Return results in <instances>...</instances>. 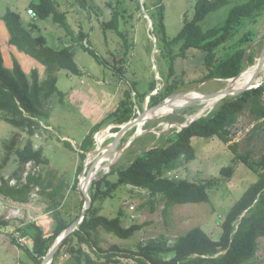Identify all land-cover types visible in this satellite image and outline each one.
<instances>
[{"label": "rangeland", "instance_id": "rangeland-1", "mask_svg": "<svg viewBox=\"0 0 264 264\" xmlns=\"http://www.w3.org/2000/svg\"><path fill=\"white\" fill-rule=\"evenodd\" d=\"M38 1L0 0V46L5 67L12 70L14 61H18L29 79L33 70L38 71L41 82L48 76L44 66L9 44L8 29L3 16L8 10H12L21 16L23 25L34 36H44L50 47L61 49L73 46L75 61L82 74L75 76L64 70L57 73V87L64 94V99L60 101L59 96H54L50 100L48 109L53 112L50 114L53 122H50V118L47 122H40V129L33 137L26 131L7 124L0 115V166L7 156L5 147L13 139L16 140V149L23 148L31 140L34 148L42 150L43 156L49 160L45 167L28 163L22 170L17 155L12 153L0 176L3 177L1 180L10 186L17 185L19 177L24 183L27 174L35 171H42L56 183L63 180L66 189L61 211L68 222H74L86 205L84 195L79 188L74 187L77 180L79 187L82 183V173L77 175L78 167L82 165L79 147L94 125L104 120L103 126L95 134V150L89 154L91 163L87 166V174L94 180L89 181L88 192L96 179L100 180L111 172L112 168H108L110 164L115 163L116 168L128 167L139 153L160 142V137L180 132L184 126L189 125L187 119L190 116L203 109L206 111L200 117L207 116L220 102L208 107L211 101L209 99L197 101L193 105L196 98L202 94L211 95L223 91L234 79L203 82L202 54L194 50L188 51V58L176 60L173 77H169L170 58L165 51L163 33L155 25L153 6L157 0H144L143 5L142 0H121L120 3L116 0H54L57 9L66 15L69 31L55 23L52 16L46 20L29 16L31 3ZM196 1L163 0L165 33L168 40L179 35L185 20L192 19ZM145 3L148 9L145 8ZM230 9L231 6H226L210 14L201 22L202 29L207 30L224 24ZM114 14L119 17V28L127 38L128 50L125 40L116 34V30L107 27ZM80 33L88 35L85 42L89 40L90 48L103 60L102 64L76 42ZM241 50L244 51L242 72L245 73L237 80V84L244 86L255 82L256 75L263 74L264 15L256 21L245 20L217 51L220 58L226 59ZM176 53H179V46L174 48L172 55ZM245 75L249 76L247 82ZM153 81L156 82V89L151 93L160 96L167 85H174L175 93L166 99L173 98L175 102L182 100V103L174 105V102L168 107L161 106L156 110V113H160L158 117L138 125L135 119L141 113L148 112L153 104L152 94L145 95L150 92ZM180 105L187 107L182 108ZM125 107L130 109L133 118L126 124L125 134L112 135V131L107 128L115 125L112 123L114 117L109 116ZM191 112L193 114L189 115ZM150 115L153 116L148 114L146 117ZM51 124L54 129L49 126ZM255 125L252 117L246 112L233 128L232 142L228 145L216 136L193 137L192 145L196 151V159L169 174L170 178L176 180L187 179L197 184L212 183V188L208 190V203L175 205L165 214L163 203L151 204L147 190L130 185L117 187L99 201L96 205L99 214L113 219L122 211L124 227L142 225L141 230L126 240L99 229L94 234L99 247L109 250L116 246L137 251L140 245H145L150 239L166 235L171 243L178 236L185 235L197 227L202 228L213 240H219L222 234L221 224L230 208L257 181V175L238 158V155L251 152V160L256 161L263 154L264 128L254 130ZM139 129L140 134L137 135ZM105 137L108 138L103 147H100L99 143ZM65 141L70 142L73 149L67 147ZM129 141L130 145L123 152H119L121 146ZM235 144L238 145L237 152L229 148V145ZM87 159L86 157L83 161V169ZM227 167L234 168L232 176L221 173V170ZM117 179V174L108 175L110 183H116ZM109 186L103 185L102 191H107ZM30 199L28 204H19L0 194V218L9 224L0 228V264H34L26 250L12 242L17 239L23 246L30 245L26 239L21 238L20 228L35 223L46 237L54 233L56 225L45 199L39 195L37 189L30 194ZM260 242L255 264H264V238ZM78 247L91 254L89 246L79 243L77 238H72L71 244L63 248L60 262L67 261L72 249ZM171 255H163V258L169 259Z\"/></svg>", "mask_w": 264, "mask_h": 264}, {"label": "trees", "instance_id": "trees-1", "mask_svg": "<svg viewBox=\"0 0 264 264\" xmlns=\"http://www.w3.org/2000/svg\"><path fill=\"white\" fill-rule=\"evenodd\" d=\"M116 1L120 3L121 0ZM30 6L39 19L46 20L52 16L55 23L69 31L66 15L57 9L54 0H39L31 3ZM226 6H231V9L224 24L203 30L201 22ZM153 7L156 15L155 25L163 33L165 51L170 58L169 77H173L176 60L188 58V51L194 50L202 54L203 82L213 79H233L242 73L243 50L226 59L220 58L217 50L231 38L235 29L245 20L256 21L264 15V0H197L192 19L185 20L179 35L168 40L165 33L163 0H157ZM138 8L140 9V5ZM145 8L148 9L146 3ZM3 21L8 29L9 44L39 62L45 67L48 75L47 79L41 82L38 71L33 70L29 79L18 61H14L12 70L6 68L0 46V115L7 124L26 131L33 137L40 129V122H47L50 118L51 112L48 109L50 100L54 96H59L60 101L64 99V94L57 87V73L64 70L80 76L82 71L75 61L73 46L61 49L50 47L44 36H34L23 25L21 16L12 10L6 12ZM119 24V17L114 14L107 27L116 30V34L118 33L125 40L128 50L127 38L121 33ZM87 38L88 35L80 33L76 42L93 55L99 64H102L103 60L90 48L89 40L85 42ZM178 46L179 53L172 55L174 48ZM150 89L146 96L155 91V81L152 82ZM175 90L176 86L167 85L160 96L151 97L153 103L151 106L170 97ZM246 112L256 123L254 130L264 128V83L240 96L220 101L207 116L197 119L180 132L160 137V142L139 153L128 167L116 168L114 163L108 175L117 174L116 183H110L108 175L92 183L89 190L91 207L78 230L64 240L52 264H255L260 240L264 238V152L256 161L251 160V152L238 155V158L257 175V181L230 208L221 224L222 234L219 240H213L202 228L197 227L185 235L178 236L171 243L166 235H161L158 239H150L145 245H140L137 251L120 249L116 246L104 250L99 247L94 235L99 229H103L126 240L142 229V225L124 227L122 211L113 219L99 214L97 203L120 186L130 185L147 190L151 198L150 203L158 202L160 205L163 203L165 214L175 205L210 202L208 190L212 188V183L197 184L187 179L176 180L170 178L169 174L196 159V151L192 145L193 137L216 136L224 144H230L233 128ZM192 114L193 112L189 115ZM109 117H114L112 123L116 125L127 123L133 118L132 112L127 107L118 109ZM103 124L104 120L96 124L80 145L82 165L78 167L77 175L82 173L83 161L88 153L96 147L95 134ZM119 130L114 128L112 133H117ZM64 144L73 149L70 142L65 141ZM237 147V144L229 145L234 152H237ZM5 148L7 156L0 166V172L12 153L17 155L22 170L30 162L44 167L49 164L42 150H36L31 140L23 148L16 149V140L13 139ZM221 173L232 176L234 168H223ZM47 176L49 175H45L42 171L30 172L26 182L22 183V178L19 177L18 184L14 186L2 181L3 177L0 176L2 181L0 194L3 197L19 204H28L31 200L30 194L38 188L39 195L45 199L47 209L52 213L56 225L52 236L46 237L37 224L29 223L19 230L27 233L32 245L30 243L23 246L17 239L12 240L13 244L26 250L34 264L42 263L56 239L73 223L68 222L61 211L65 197V182L60 180L56 183L52 177ZM107 184L110 185L108 190L102 191V186ZM74 187L78 189V180ZM7 226H9L8 222L0 218V228ZM72 238H77L79 243L89 246L91 254L80 247L73 248L67 261L61 263L59 257L62 250L71 244ZM170 254L172 255L169 259L163 258V255Z\"/></svg>", "mask_w": 264, "mask_h": 264}, {"label": "water", "instance_id": "water-1", "mask_svg": "<svg viewBox=\"0 0 264 264\" xmlns=\"http://www.w3.org/2000/svg\"><path fill=\"white\" fill-rule=\"evenodd\" d=\"M144 4V0H142V4ZM143 7V6H142ZM245 73L242 72L240 73L237 77L233 78L234 80H240L242 77H243V74ZM227 80H232V79H227ZM254 81L252 84L248 83L244 86H242L240 89L236 90V89H232L231 87H227L225 90L223 91H220L218 93H215V94H202L200 96H198L195 100V102L193 103V105L195 103H197V101L201 102V101H207L209 99H213L215 98L217 100L216 103L224 100V99H228V98H232V97H237V96H240L242 95L243 93L247 92V91H250V90H253V89H256L258 88L259 86H261L263 83H264V72L261 75H256L255 78H254ZM252 82V81H251ZM152 94V95H151ZM150 95L151 96H155L157 95V93H151ZM178 96V95H177ZM175 102V100L173 98L171 99H166L164 101H161L160 103H158L157 105H154V106H151L150 105V110L148 112H143L141 113L136 119H135V123L136 124H139L142 122V125L145 124L148 120H151V119H154L156 117H158L160 115V113H156L157 109L161 106H165V107H168V106H171L173 103ZM190 106V105H189ZM180 107L182 108H186L187 106L186 105H180ZM148 114H152L153 116H149V117H146ZM201 118V117H200ZM197 119L199 118H195L193 120H191L190 124L193 123L194 121H196ZM130 122V121H129ZM129 122L127 123H124V124H121V125H111L110 127H108V131H112V129L114 128H119L120 130L117 132V133H112V135H115V134H125V130L127 127L126 124H128ZM189 124V125H190ZM135 125V124H134ZM132 125V126H134ZM189 125L187 126H184V128H187ZM140 133L138 132L137 135H139ZM108 137H105L102 141H100L99 143V146L100 147H103V144L105 143V141L107 140ZM135 139V137H134ZM96 140V138H95ZM133 140V139H132ZM131 141H129L128 143H125L121 146V148L119 149V152H123L129 145H130ZM95 148L93 150H91L89 153H88V156H87V161H85V168L83 169L82 171V183H81V186L78 187L79 190L81 191V193L84 195V198H85V206H84V209L82 210V213L81 215L71 224V226L65 230L57 239L56 241L54 242V244L51 246V249L49 250L48 254L44 257L43 261L41 264H52V262L54 261L55 259V256L56 254L58 253L60 247L62 246L64 240L69 236L71 235L73 232H75L76 230H78L79 226L82 224V222L84 221V218H85V215L88 211V209L91 207V204H92V201H91V198H90V195H89V192L87 191V185L89 183V181H93L94 178L92 177H89L88 174H87V166L91 163L89 162V154L91 155L93 152H94ZM116 160V159H115ZM113 164H110L108 166V168L110 169L112 167ZM99 180V179H96V181ZM21 238L22 239H26L29 243H31L32 245V241L30 239V237L27 235V233H22L21 234Z\"/></svg>", "mask_w": 264, "mask_h": 264}, {"label": "bare ground", "instance_id": "bare-ground-1", "mask_svg": "<svg viewBox=\"0 0 264 264\" xmlns=\"http://www.w3.org/2000/svg\"><path fill=\"white\" fill-rule=\"evenodd\" d=\"M263 66H264V63H263ZM262 70H263V72H264V68H263ZM244 79H245V81H246V79H249V76H248V75H245ZM246 82H247V81H246ZM229 83H230L229 86H230L232 89H236V90H238V89H240V88L242 87V85L237 84V81H236V80L230 81ZM235 83H236L237 85H235ZM193 96H194V95H193ZM188 97H189V96H188ZM183 99H184V97H183ZM180 100H181V98H180ZM216 102H217V100H216L215 98L211 99L210 104L208 105V107L213 106L214 104H216ZM177 103H182V100H181V101H177V102H175L174 105L177 104ZM205 111H206V110L203 109L202 111H199L198 113H196V114L190 116V117L187 119L188 123H190L191 120H193V119H195V118H199L200 116H202V115L204 114ZM140 124H142V122H141ZM130 125H131V124H130ZM138 125H139V124H138ZM138 132H140V129L138 130ZM115 156H116V155H115ZM114 158H115V157H114ZM114 158H113V159H114Z\"/></svg>", "mask_w": 264, "mask_h": 264}, {"label": "built area", "instance_id": "built-area-1", "mask_svg": "<svg viewBox=\"0 0 264 264\" xmlns=\"http://www.w3.org/2000/svg\"><path fill=\"white\" fill-rule=\"evenodd\" d=\"M28 14H29V16H31V17H34V16H36V13H35V11L31 8V9H29V11H28ZM30 163H33V162H30ZM35 164V163H34ZM36 172V171H35ZM35 172H33V173H35ZM30 173V172H29ZM28 175V174H27ZM27 177V176H26ZM25 177V178H26ZM24 182H26V179H25V181ZM36 190V189H35ZM37 192H38V188H37ZM132 209H134V207H132Z\"/></svg>", "mask_w": 264, "mask_h": 264}, {"label": "crops", "instance_id": "crops-1", "mask_svg": "<svg viewBox=\"0 0 264 264\" xmlns=\"http://www.w3.org/2000/svg\"><path fill=\"white\" fill-rule=\"evenodd\" d=\"M51 113L53 114V112H51ZM102 114H103V112L100 114V116H102ZM100 116H99V117H100ZM98 119H99V118H98ZM98 119H97V120H98ZM49 120H50V122L52 123V122H53V117H50ZM97 120H96V121H97ZM49 126L53 128L52 124L49 125ZM94 126H95V125H94ZM94 126H93V127H94ZM53 129H54V128H53ZM88 134H89V133H88ZM83 140H84V139H83ZM209 236H210V235H209ZM262 264H263V263H262Z\"/></svg>", "mask_w": 264, "mask_h": 264}, {"label": "clouds", "instance_id": "clouds-1", "mask_svg": "<svg viewBox=\"0 0 264 264\" xmlns=\"http://www.w3.org/2000/svg\"><path fill=\"white\" fill-rule=\"evenodd\" d=\"M36 17H37V15H36ZM116 125V124H115ZM119 129V128H118Z\"/></svg>", "mask_w": 264, "mask_h": 264}]
</instances>
